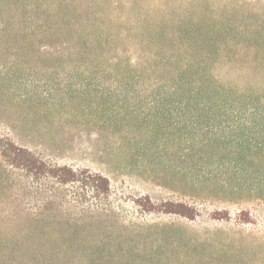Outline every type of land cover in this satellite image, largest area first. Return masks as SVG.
Wrapping results in <instances>:
<instances>
[{
    "label": "rangeland",
    "instance_id": "obj_1",
    "mask_svg": "<svg viewBox=\"0 0 264 264\" xmlns=\"http://www.w3.org/2000/svg\"><path fill=\"white\" fill-rule=\"evenodd\" d=\"M201 76L264 92V0H0V135L111 185L91 203L0 158V264H264V147L191 116Z\"/></svg>",
    "mask_w": 264,
    "mask_h": 264
},
{
    "label": "trees",
    "instance_id": "obj_2",
    "mask_svg": "<svg viewBox=\"0 0 264 264\" xmlns=\"http://www.w3.org/2000/svg\"><path fill=\"white\" fill-rule=\"evenodd\" d=\"M181 83L185 84L183 97L195 120L202 117L217 120L221 124V131L233 136L236 143L251 144L254 142L252 139H255L264 147V92L259 87L242 84L225 86L205 76ZM0 158L34 180L50 179L56 184L73 185L84 191L91 198V203L93 200L106 199L111 190L110 180L100 172L50 163L35 152L16 144L8 135H0ZM133 203L145 213L177 215L190 220L197 215L193 206L181 201H154L148 195H140L133 199ZM242 214L248 213L242 211ZM213 215L220 219L228 217L225 211H217Z\"/></svg>",
    "mask_w": 264,
    "mask_h": 264
}]
</instances>
